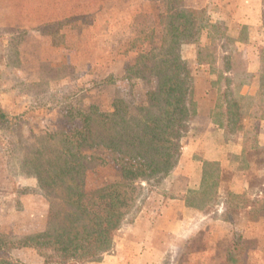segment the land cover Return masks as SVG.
Masks as SVG:
<instances>
[{
	"label": "rangeland",
	"instance_id": "374dc122",
	"mask_svg": "<svg viewBox=\"0 0 264 264\" xmlns=\"http://www.w3.org/2000/svg\"><path fill=\"white\" fill-rule=\"evenodd\" d=\"M182 1L202 10L214 28L203 29L196 45L180 48L197 92L213 79L207 66L197 64L198 51L220 54L226 44L234 58V99L244 129L256 136L248 142L254 148L245 151L243 173L245 194L253 196L264 180V101L257 99L258 79L264 77V0ZM164 11L161 0H0V108L9 116L0 123V236L8 244L52 223L58 201L46 197L31 166L38 149L39 163L48 159L46 134L55 135L52 149L60 150V133L80 127L76 109L111 110L121 98L133 110L155 86V80L122 77L135 58L159 45ZM206 109L202 102L199 112ZM82 150L110 160L103 148ZM176 165L159 185L139 194L135 210L114 232L110 251L79 264H220L232 245L233 226L220 205L205 212L174 202L184 183L181 174L174 175ZM91 166L96 174L87 180L88 190L116 173L110 164ZM0 258L43 264L31 248L0 250Z\"/></svg>",
	"mask_w": 264,
	"mask_h": 264
},
{
	"label": "trees",
	"instance_id": "16d2710c",
	"mask_svg": "<svg viewBox=\"0 0 264 264\" xmlns=\"http://www.w3.org/2000/svg\"><path fill=\"white\" fill-rule=\"evenodd\" d=\"M161 1L165 11L159 17L163 30L159 45L135 58L122 77L147 83L155 80V86L133 110L121 98L112 101L111 110L94 106L87 111L76 109L80 127L60 133V150L52 149L55 135L46 134L48 159L39 163L42 154L38 149L31 166L46 197L58 201L52 223L11 245L0 236V250L31 248L38 251L43 264L95 261L110 251L114 232L135 210L139 194L159 185L177 164L189 119L198 113L202 102L212 123L228 136L243 135L244 150L254 148L248 142L256 136L244 129L234 99V58L228 46L221 45L220 54L197 52V64L207 66L213 76L199 94L180 48L196 45L200 32L214 29L213 25L202 10L187 7L182 0ZM260 63L264 66V57ZM257 88L258 103H262L264 77L258 79ZM8 120L0 108V123ZM99 147L109 152V162L82 150ZM91 163L98 168L110 164L116 172L94 190L86 188L87 180L96 174ZM245 168L243 160L227 169L217 163L205 164L200 187L188 192L184 202L186 207L205 212L220 205L224 220L233 226L232 245L220 264H264V180L253 196L235 194L227 187L235 171ZM0 264L21 263L0 258Z\"/></svg>",
	"mask_w": 264,
	"mask_h": 264
},
{
	"label": "crops",
	"instance_id": "0c3cea01",
	"mask_svg": "<svg viewBox=\"0 0 264 264\" xmlns=\"http://www.w3.org/2000/svg\"><path fill=\"white\" fill-rule=\"evenodd\" d=\"M186 135L182 140L181 155L174 170V175H182L184 183L179 189L175 187L178 194L174 202H179L184 210H192L194 208L186 207L184 202L188 192L200 187L204 165L217 163L221 168L227 169L242 160L245 161L246 150L238 134L226 135L204 112L198 111L190 117ZM244 171L245 169L235 171L227 184L228 189L235 194H245L248 190Z\"/></svg>",
	"mask_w": 264,
	"mask_h": 264
}]
</instances>
